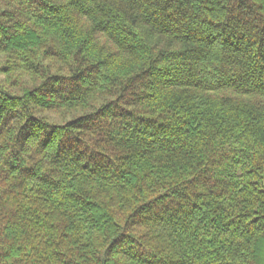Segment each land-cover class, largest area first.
Segmentation results:
<instances>
[{
  "label": "trees",
  "instance_id": "1",
  "mask_svg": "<svg viewBox=\"0 0 264 264\" xmlns=\"http://www.w3.org/2000/svg\"><path fill=\"white\" fill-rule=\"evenodd\" d=\"M0 264H264V0H0Z\"/></svg>",
  "mask_w": 264,
  "mask_h": 264
}]
</instances>
